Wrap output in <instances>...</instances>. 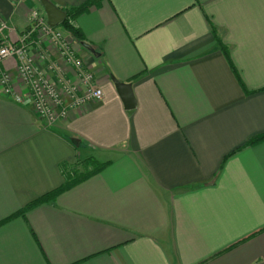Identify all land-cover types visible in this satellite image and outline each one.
I'll use <instances>...</instances> for the list:
<instances>
[{
	"label": "crops",
	"instance_id": "obj_1",
	"mask_svg": "<svg viewBox=\"0 0 264 264\" xmlns=\"http://www.w3.org/2000/svg\"><path fill=\"white\" fill-rule=\"evenodd\" d=\"M35 9L47 19L40 0H0L9 42ZM69 20L100 53L76 41L104 95L48 126L0 85V264H264V139L249 144L264 134V0H91ZM16 65L0 75L20 92Z\"/></svg>",
	"mask_w": 264,
	"mask_h": 264
},
{
	"label": "built area",
	"instance_id": "obj_2",
	"mask_svg": "<svg viewBox=\"0 0 264 264\" xmlns=\"http://www.w3.org/2000/svg\"><path fill=\"white\" fill-rule=\"evenodd\" d=\"M8 23L0 19V62L7 58L17 60L16 70L19 81L24 85L20 92L13 85V75L6 70H1L0 85L3 90L13 95L20 102L30 101L32 107L46 124L52 125L58 118L67 115L68 108L78 107L93 99H101L103 90L97 86L95 75L85 59L76 51L74 38L65 35L58 27L51 26L39 10L32 11L29 19V27L23 31L15 42H9L4 36V30ZM37 39L32 41V37ZM32 42L37 43L43 60L49 58L50 52L43 49L48 43L53 46L59 58L72 66L77 82L67 79L62 71H57L59 66L49 62L47 69L35 63L31 54ZM57 71L56 77L52 72Z\"/></svg>",
	"mask_w": 264,
	"mask_h": 264
},
{
	"label": "water",
	"instance_id": "obj_3",
	"mask_svg": "<svg viewBox=\"0 0 264 264\" xmlns=\"http://www.w3.org/2000/svg\"><path fill=\"white\" fill-rule=\"evenodd\" d=\"M46 13L47 22L56 27L62 23L67 17V12L53 3L51 0H40ZM85 48L91 51L95 56H99L100 53L89 43L83 42ZM112 80L117 88L119 95L121 96L124 105L127 109H132L136 106L137 101L133 91V86L130 82H123L112 76Z\"/></svg>",
	"mask_w": 264,
	"mask_h": 264
},
{
	"label": "trees",
	"instance_id": "obj_4",
	"mask_svg": "<svg viewBox=\"0 0 264 264\" xmlns=\"http://www.w3.org/2000/svg\"><path fill=\"white\" fill-rule=\"evenodd\" d=\"M91 5V0H88L86 4H84L82 7H79V8H75V9H68L67 10V14H68V18H66L62 23L61 25L64 27V29H66L69 33H71L77 40L81 41V42H85L84 41V38L82 36V32L80 31L79 28L75 27L69 20V17L71 16H75L77 15L78 13H81L83 12L85 9H87L88 7H90ZM262 139H264V134H261L259 136H256L255 138L251 139L249 144H255L259 141H261ZM105 165V163H100L98 164L97 166V169H95V171H99L101 169V167ZM95 171H87L83 174V176L79 177V179H83L85 177H87L88 175L94 173ZM63 188H59V189H56V190H53V191H50L42 196H40L39 198L33 200L30 204H28L26 207H24L19 213L20 214H23L26 209H28L29 207L35 205V204H38V203H41V202H44V201H47L49 199H52L54 198L60 191H62Z\"/></svg>",
	"mask_w": 264,
	"mask_h": 264
},
{
	"label": "rangeland",
	"instance_id": "obj_5",
	"mask_svg": "<svg viewBox=\"0 0 264 264\" xmlns=\"http://www.w3.org/2000/svg\"><path fill=\"white\" fill-rule=\"evenodd\" d=\"M56 27H58L65 35H69V36H72L73 38H74V47H75V44H76V41H77V39L71 34V33H69L66 29H64V27L62 26V25H57ZM56 70L57 71H62V69H61V67L60 66H58L57 68H56ZM57 74H58V72H57ZM37 113V112H36ZM38 114V113H37ZM38 116L40 117V115L38 114ZM60 119H62V118H58V120H60ZM52 125H55V123H53ZM52 125H49V126H52ZM84 160H86V159H83V156H81V159L79 160L80 162H84ZM79 162V163H80Z\"/></svg>",
	"mask_w": 264,
	"mask_h": 264
}]
</instances>
